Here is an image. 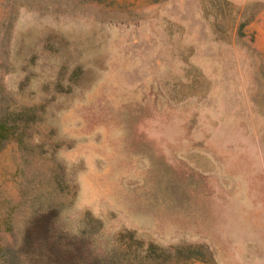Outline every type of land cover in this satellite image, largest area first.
<instances>
[{
	"label": "rangeland",
	"instance_id": "rangeland-1",
	"mask_svg": "<svg viewBox=\"0 0 264 264\" xmlns=\"http://www.w3.org/2000/svg\"><path fill=\"white\" fill-rule=\"evenodd\" d=\"M0 264H264V0H0Z\"/></svg>",
	"mask_w": 264,
	"mask_h": 264
}]
</instances>
